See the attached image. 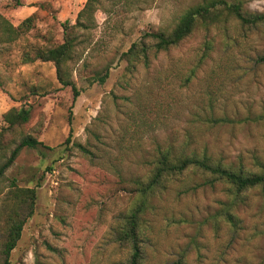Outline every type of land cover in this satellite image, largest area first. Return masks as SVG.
<instances>
[{
	"label": "rangeland",
	"instance_id": "obj_1",
	"mask_svg": "<svg viewBox=\"0 0 264 264\" xmlns=\"http://www.w3.org/2000/svg\"><path fill=\"white\" fill-rule=\"evenodd\" d=\"M87 1L0 0V16L15 28L35 17L17 40L0 39V132L10 110H30L29 122L6 134V153L24 137L43 143L23 148L0 182L1 198L12 182L37 192L12 264H127L130 248L114 232L159 146L264 171V25L228 35L199 25L179 47L130 68L122 54L133 43L201 0H98L91 28L71 30L74 100L53 63L23 57L63 44V25H76ZM243 3L264 12V0ZM203 181L190 171L151 198L142 264H264V186L235 199L222 183ZM4 239L0 204V264Z\"/></svg>",
	"mask_w": 264,
	"mask_h": 264
},
{
	"label": "trees",
	"instance_id": "obj_2",
	"mask_svg": "<svg viewBox=\"0 0 264 264\" xmlns=\"http://www.w3.org/2000/svg\"><path fill=\"white\" fill-rule=\"evenodd\" d=\"M132 1L140 0H129V2ZM97 2L98 0L87 1L85 8L78 15L76 25L73 27L63 25L66 32L63 44L38 47L23 57L24 63H33L37 60L53 63L59 83L63 87L71 88L74 100L80 96L81 91L76 87L69 71V64L73 60L76 47V39L71 30L91 28V24L95 22ZM243 5V0H201L176 16L170 27L145 32L139 42L133 43L122 54V58L129 63L130 68H135L137 63L148 65L153 53L167 52L179 47L199 25L203 26L206 31L215 28L226 35L232 27L244 31L264 25V12L250 13L244 9ZM34 20V16L29 17L15 28L0 16V39L6 36L9 41L17 40L24 32L33 28ZM207 47L210 45L208 44ZM108 77L109 69L95 80L103 84ZM29 119L30 110L27 109L19 111L12 109L4 115V122L7 126L0 132V182L23 148L36 149L43 145L33 137H24L6 153L9 149L5 144L6 134L14 128L27 124ZM71 136L70 131L67 142H70ZM174 152L173 147H158L157 155L151 163L152 170L149 176L146 180L135 182L134 193L137 198L135 205L123 217L121 224L114 232L117 242L126 244L130 248L127 264H142L143 262L142 216L149 208L151 198L159 191L167 189L171 182L182 179L190 171L202 174L204 177L202 186L212 187L217 183H222L226 186L229 195L235 199L247 194L250 190L264 186V171L236 170L214 163L206 155L182 153L178 156ZM2 195L0 204L5 218V239L1 248L2 264H12L11 254L21 239L27 220L33 215L37 192L34 188H20L12 182L8 191ZM227 214L231 221L237 224L234 215L230 212Z\"/></svg>",
	"mask_w": 264,
	"mask_h": 264
}]
</instances>
